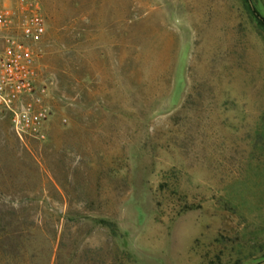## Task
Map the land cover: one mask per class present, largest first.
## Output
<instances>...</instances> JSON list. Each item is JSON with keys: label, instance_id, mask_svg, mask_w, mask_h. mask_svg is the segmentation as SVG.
Wrapping results in <instances>:
<instances>
[{"label": "rangeland", "instance_id": "1", "mask_svg": "<svg viewBox=\"0 0 264 264\" xmlns=\"http://www.w3.org/2000/svg\"><path fill=\"white\" fill-rule=\"evenodd\" d=\"M38 1L50 116L0 109V264L264 260V0Z\"/></svg>", "mask_w": 264, "mask_h": 264}, {"label": "built area", "instance_id": "2", "mask_svg": "<svg viewBox=\"0 0 264 264\" xmlns=\"http://www.w3.org/2000/svg\"><path fill=\"white\" fill-rule=\"evenodd\" d=\"M45 36L38 0H0V109L21 140L46 137L50 107L40 79Z\"/></svg>", "mask_w": 264, "mask_h": 264}, {"label": "water", "instance_id": "3", "mask_svg": "<svg viewBox=\"0 0 264 264\" xmlns=\"http://www.w3.org/2000/svg\"><path fill=\"white\" fill-rule=\"evenodd\" d=\"M180 31L181 42L175 63L172 87L169 94L163 101V113H170L180 106L188 86L187 68L190 55L193 49L192 31L188 26L175 22ZM257 264H264V260Z\"/></svg>", "mask_w": 264, "mask_h": 264}, {"label": "trees", "instance_id": "4", "mask_svg": "<svg viewBox=\"0 0 264 264\" xmlns=\"http://www.w3.org/2000/svg\"><path fill=\"white\" fill-rule=\"evenodd\" d=\"M248 9L254 15L257 23L260 26H264V17L259 13V11L254 6H251L250 4L248 5Z\"/></svg>", "mask_w": 264, "mask_h": 264}, {"label": "crops", "instance_id": "5", "mask_svg": "<svg viewBox=\"0 0 264 264\" xmlns=\"http://www.w3.org/2000/svg\"><path fill=\"white\" fill-rule=\"evenodd\" d=\"M192 238H194V236H193ZM256 264H257V263H256Z\"/></svg>", "mask_w": 264, "mask_h": 264}]
</instances>
